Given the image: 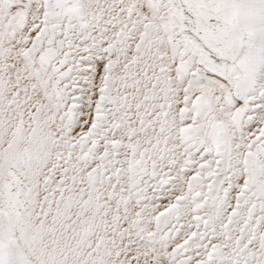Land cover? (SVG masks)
<instances>
[{"label":"snow or ice","instance_id":"obj_1","mask_svg":"<svg viewBox=\"0 0 264 264\" xmlns=\"http://www.w3.org/2000/svg\"><path fill=\"white\" fill-rule=\"evenodd\" d=\"M0 264H264V0H0Z\"/></svg>","mask_w":264,"mask_h":264}]
</instances>
